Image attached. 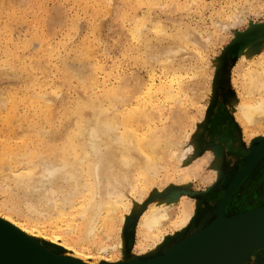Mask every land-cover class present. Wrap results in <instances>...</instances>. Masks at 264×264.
I'll list each match as a JSON object with an SVG mask.
<instances>
[{
    "label": "bare ground",
    "instance_id": "obj_1",
    "mask_svg": "<svg viewBox=\"0 0 264 264\" xmlns=\"http://www.w3.org/2000/svg\"><path fill=\"white\" fill-rule=\"evenodd\" d=\"M151 2L147 0L146 4L151 5ZM149 22L147 16L143 20L132 17L129 28L131 37L144 47L146 66H151L148 79L145 81L134 73L132 78L136 82L131 86L126 82L131 78L127 75L119 86H111L108 82L118 75V70L98 78L93 71L95 68L92 69L89 62H83L86 57L83 52V59L77 57L73 65L63 64L58 72L64 85L69 86L75 81L89 90L76 96L71 100L73 102L65 103L60 117L54 115L53 96L46 91L34 90L46 88V79L39 81L28 67L21 69L26 72L22 88L9 93L8 85H12L17 77L13 74L16 62L21 66L24 61L21 56L17 61L12 59L16 55V43L7 39L0 52V114L8 111L3 117L6 116L4 123L9 128L22 117L34 126L24 135L12 133L19 139L16 142L12 136H0V250L6 252L11 246L26 253V245L37 247L58 264H151L167 255H177L211 232L264 208V198L257 196L253 202L242 196L231 199L235 187L232 185L239 176L230 181L223 177L219 184L212 185L209 192L212 191L214 199L210 198L209 206L204 207L202 203L207 191L196 202L184 198L177 212L172 211V204H176L181 193H176L175 197L168 194L156 197L155 202L146 204L151 193L159 194L161 189L152 184L167 163L175 159L186 169L197 154V144L186 131L187 122L182 120L187 117L185 104H198L208 98L211 103L207 109L211 113L217 104L213 102L214 90L183 81V75L189 70L184 55L191 49L190 42L194 41L190 39V33L173 36L155 19L150 30L157 34L149 38ZM25 45L31 47L33 43ZM40 46L51 53L48 42ZM248 47L242 51L244 61L250 58L246 53ZM135 60L145 65L141 56H136ZM40 65L38 62L34 66L40 68ZM156 67L161 69L159 80L155 77ZM103 70L105 72V67ZM237 72L238 97L227 99L230 113H224L226 119L235 120L245 132L249 128L263 129L264 58L240 64ZM164 98H169L173 106L166 113L163 112ZM28 104L29 108L26 107ZM207 114L197 131L199 138L206 133L208 123L214 121ZM224 114L217 112L222 120ZM164 115L166 121L162 120ZM52 116L59 121L53 124ZM156 120L165 123L159 126L153 122ZM68 122H71L70 126L65 127ZM256 131L250 135H257L252 143L255 138V142H261L253 151L257 159L264 153V132L259 135ZM182 135L191 137L185 145L180 142ZM213 141L217 145L212 149L215 159L211 166L218 168L222 155L232 151L222 145L223 136L207 142ZM200 159H206V156ZM200 159L198 163L203 162ZM259 160L250 176H244L246 179L241 185H248L258 166L264 168L263 159ZM263 178L264 174L261 180ZM220 186L226 193L223 192L225 196L219 200L214 189H220ZM133 213L140 216L137 228L130 224ZM137 233L140 238L134 241L133 236ZM249 237L264 238V232H252L230 240L206 264H237V252ZM133 248L138 252L136 257L112 259L119 253L128 254ZM96 254L101 256L98 263L93 259ZM110 254L113 256L109 257ZM262 255L264 246L254 250L241 264H253V260L256 264H264ZM27 257L30 255L0 264H28Z\"/></svg>",
    "mask_w": 264,
    "mask_h": 264
},
{
    "label": "rangeland",
    "instance_id": "obj_2",
    "mask_svg": "<svg viewBox=\"0 0 264 264\" xmlns=\"http://www.w3.org/2000/svg\"><path fill=\"white\" fill-rule=\"evenodd\" d=\"M146 1L0 0V52L7 44V39H12L13 43H16V55L12 59L17 61L21 56L24 61L21 66L16 62L17 68L14 69L15 73L13 74H16L17 77L12 85H8L9 93H14L22 88L26 72L21 69L28 67L34 75L33 77L39 81L46 79V84H48L46 88H35L34 90L46 91L53 96V112L54 115L58 114L57 116L60 117V111L65 103H69L76 96H82L89 90H85L84 86L75 81H71L69 86L64 85V80L58 72L59 67L63 64L73 65L77 57L83 59L85 56L83 52L86 54L83 62H89L91 68H95L93 71L98 78H102L105 73L112 70H118V75L112 77L108 82L111 86H119L125 75L131 77L126 81L131 86L136 82L132 78L134 73L145 81L148 79L151 66H146L148 60L144 53V47L129 33L132 17L141 20L145 16L150 17L149 30L153 28V20L156 19L173 36L188 32L190 39L192 38L194 41L190 42L191 49L184 55V63L187 62L185 65L189 70H187V74H184L186 76L183 75V81L184 83L189 82V84L196 83L207 90H214L213 102L217 104L214 113L207 109L211 103L208 98L202 99L198 104H185L187 117H182V120L187 122L185 124L186 131L197 144V154L191 164L186 166L187 171L180 167L175 159L167 163L152 184V186L161 189L159 194L151 193L146 204L155 202L156 197H165L167 194L170 197H175L176 193H181L176 204H172V211L177 212L184 198L196 202L203 198V193L207 191L202 203L204 207L209 206L210 198L214 199L212 191L209 192L210 187L219 184L223 177L226 181H230L232 177L236 176L239 177L232 185L235 187L232 193L234 196L231 199L242 196V199H249L253 202L252 199L256 196L264 198V178L261 180L264 174L262 166L256 168L251 180L248 179L249 183L246 187L241 185L243 180L249 177L255 169L259 159H263L261 163L264 165V153L257 159L255 158L256 154L253 155V151L257 150L256 145L258 148L261 143L255 142L257 138L253 143L251 142L257 135L253 136L250 133L252 134L256 130L249 128L250 131L245 132L244 128L239 126L235 120H227L225 115L230 113L227 108V99L235 100L238 97L236 88V83H238L236 80L239 78L238 66L246 65L248 60L252 62L264 58V0H152L151 5H147ZM122 14H125V19H122ZM149 30L147 29V36L153 38L157 33ZM196 37L200 41L197 42ZM29 42L33 43L34 47L25 45ZM43 42H48L51 53L40 46ZM10 44L12 43L10 42ZM247 45L249 47L246 53L250 54V58L244 61L241 59L242 51ZM34 50L35 52H33ZM136 56L145 59L143 60L145 65L137 62ZM38 62L41 64L40 68L34 66ZM103 67H105V72ZM154 70L155 77L158 80L162 78L161 69L156 67ZM19 72H22L20 76ZM189 78L190 80H188ZM4 86L7 85L4 84ZM164 99L163 112L166 113L172 106V101L169 98ZM160 100L163 101V98ZM222 104L223 106H221ZM26 107L29 108L30 105L28 104ZM21 108L23 111V106ZM7 112L4 111L0 114V136L2 138L12 136L13 141L16 142L19 139H16L17 135L12 133L24 135L34 125L29 119L22 117L14 121L12 127L9 128L4 123L6 116L3 117ZM217 112L225 113V118L222 120ZM206 113H208V118L211 117L214 121L208 123L206 133L200 135L199 138L196 134L206 118ZM52 119L53 124L56 123V120L59 121L53 116ZM162 120L166 121L165 115ZM160 121L153 122L158 123L159 126L164 125L162 123L165 122ZM70 124L71 122L65 123V127ZM44 128L47 129L49 126H44ZM262 131L264 132V128L256 132L260 135L263 134ZM219 136L224 138L222 145H226L232 152L231 154L225 152L222 155L217 168L211 166V161L215 159V152L212 149L217 143L214 141L208 143L207 141ZM191 137L189 139L182 135L181 144H187ZM203 156H206V159H200ZM199 159L203 162L198 163ZM240 171L241 173L238 175ZM219 188L215 187L214 192L220 200L219 197L226 191L221 189V186ZM125 212L128 213V210ZM138 214L133 213L130 218L134 220L130 224L136 228L140 220ZM118 224L122 227L120 221ZM122 233L124 234V230ZM139 238L138 233L134 234V241H138ZM49 243L52 244V242ZM113 254L116 255V253ZM136 254L138 252L133 248L128 254L119 253L116 255L117 258L114 256L112 259L136 257ZM100 257V254H96L93 259L98 263ZM253 264H256L255 260H253Z\"/></svg>",
    "mask_w": 264,
    "mask_h": 264
},
{
    "label": "water",
    "instance_id": "obj_3",
    "mask_svg": "<svg viewBox=\"0 0 264 264\" xmlns=\"http://www.w3.org/2000/svg\"><path fill=\"white\" fill-rule=\"evenodd\" d=\"M220 206L222 211L223 200ZM256 211L211 232L183 252L177 255H167L151 264H206L230 240L252 232H264V208ZM262 246H264V238L249 237L237 252V264H241L254 250ZM25 249L26 253H23L21 248L11 246L8 247L6 252L0 250V262L9 263L16 257L30 255V257H27L29 258L28 264H58L53 258L46 255L41 248L26 245Z\"/></svg>",
    "mask_w": 264,
    "mask_h": 264
}]
</instances>
